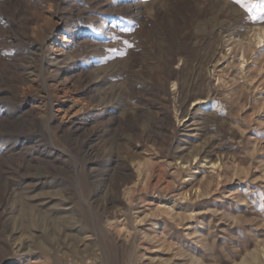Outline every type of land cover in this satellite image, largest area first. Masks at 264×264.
<instances>
[{
	"label": "rangeland",
	"instance_id": "1",
	"mask_svg": "<svg viewBox=\"0 0 264 264\" xmlns=\"http://www.w3.org/2000/svg\"><path fill=\"white\" fill-rule=\"evenodd\" d=\"M260 28L264 0H0V264H264Z\"/></svg>",
	"mask_w": 264,
	"mask_h": 264
},
{
	"label": "bare ground",
	"instance_id": "2",
	"mask_svg": "<svg viewBox=\"0 0 264 264\" xmlns=\"http://www.w3.org/2000/svg\"><path fill=\"white\" fill-rule=\"evenodd\" d=\"M264 33V28H260L259 30H258V32H256L255 33V37L257 38V44H259L260 42H262V34ZM241 59H242V61H243V57L241 56ZM214 167V169L216 168L215 167V164H212L211 165V168H213ZM218 169V168H217ZM218 171L219 170H217V173H218ZM262 249V248H261ZM249 264H252V262L251 263H249ZM254 264V263H253Z\"/></svg>",
	"mask_w": 264,
	"mask_h": 264
}]
</instances>
